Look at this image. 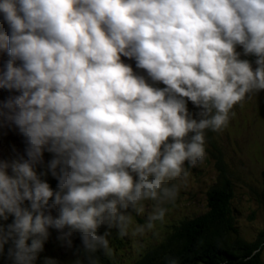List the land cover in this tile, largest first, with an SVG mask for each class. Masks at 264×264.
<instances>
[{
	"label": "clouds",
	"instance_id": "1",
	"mask_svg": "<svg viewBox=\"0 0 264 264\" xmlns=\"http://www.w3.org/2000/svg\"><path fill=\"white\" fill-rule=\"evenodd\" d=\"M0 13V88L19 93L0 115L28 156L0 161V256L10 245L11 264H34L49 228L69 247L78 231L87 264H100L96 253L113 249L98 229L128 235L145 202L132 235L152 232L190 175L185 162L204 160L205 130H222L236 104L264 90V0H0ZM45 151L57 190L35 170Z\"/></svg>",
	"mask_w": 264,
	"mask_h": 264
},
{
	"label": "rangeland",
	"instance_id": "2",
	"mask_svg": "<svg viewBox=\"0 0 264 264\" xmlns=\"http://www.w3.org/2000/svg\"><path fill=\"white\" fill-rule=\"evenodd\" d=\"M240 59L245 57L242 46H237ZM253 69L257 67L252 65ZM146 75L147 71L145 70ZM151 78L147 79L150 80ZM151 86L156 82H148ZM166 85L158 82L157 88L163 89ZM5 97L0 102L2 110L3 102L14 93L5 92ZM187 107L193 118L200 119L199 113L201 108L187 100ZM232 112L235 116L231 117L226 127L219 131L205 130V158L202 162L198 161L195 166L190 165L187 161L184 167L190 172L186 182L181 186L177 200L168 205L165 221L157 222L156 228L152 232L146 231L143 236L132 235V230L136 224H144L148 214L151 211L153 202H145L143 214L133 213V224L129 226L128 235L120 236L119 227L108 228L107 225L101 227V235L105 231H110L109 242L113 249V258L117 257V264H127L131 257L138 255L139 249H146L158 245L172 230L173 226L179 223L185 217L196 216L208 211V192L212 187L217 185L226 175L230 179L233 193L232 207L235 216V226H237L240 236L248 241H253L264 228V206L260 200V195L264 189V90L251 93L243 101L236 104ZM217 156H221L224 162L225 172L219 169L217 165ZM53 158V154L46 152L43 163H38L35 170L38 175L46 173L49 175L48 162ZM13 175L12 171L8 172ZM44 175V176H46ZM135 176V174H133ZM44 177L53 190H57L58 182L52 184L50 178ZM209 177V178H208ZM55 186V187H54ZM26 205L29 202H25ZM125 211V210H121ZM132 212L126 210L125 214ZM53 215L56 212L53 211ZM14 217L9 216L4 224H9ZM68 229H65L67 231ZM60 233V230H57ZM50 234V233H49ZM62 234V233H61ZM61 234L59 236H61ZM55 231L45 241L44 246H48L49 252L38 254V258H54L55 255L61 254L63 250H70L75 247V252L82 254V244L80 233L74 232L71 240V247L67 242H60ZM57 249L52 246L56 245ZM123 241V247H117L118 241ZM78 241V244L76 243ZM31 244V241H30ZM72 252V250H70ZM264 257V253H263ZM84 264V258L80 257ZM2 264H11V261L0 260Z\"/></svg>",
	"mask_w": 264,
	"mask_h": 264
},
{
	"label": "trees",
	"instance_id": "3",
	"mask_svg": "<svg viewBox=\"0 0 264 264\" xmlns=\"http://www.w3.org/2000/svg\"><path fill=\"white\" fill-rule=\"evenodd\" d=\"M241 59L254 65L257 57L246 55ZM216 158L219 169L225 172L221 156ZM50 182L58 181L54 178ZM230 182L222 175L208 192L207 212L182 219L167 237L146 253L141 252L132 264H169L170 259H176L178 264H264V228L253 241L240 236L235 226ZM260 200L264 206V189ZM96 255L102 264H110L103 250Z\"/></svg>",
	"mask_w": 264,
	"mask_h": 264
},
{
	"label": "bare ground",
	"instance_id": "4",
	"mask_svg": "<svg viewBox=\"0 0 264 264\" xmlns=\"http://www.w3.org/2000/svg\"><path fill=\"white\" fill-rule=\"evenodd\" d=\"M209 178V177H208Z\"/></svg>",
	"mask_w": 264,
	"mask_h": 264
}]
</instances>
